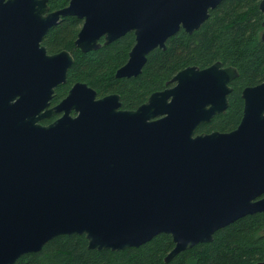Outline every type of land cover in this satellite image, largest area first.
I'll use <instances>...</instances> for the list:
<instances>
[{"label":"water","instance_id":"1","mask_svg":"<svg viewBox=\"0 0 264 264\" xmlns=\"http://www.w3.org/2000/svg\"><path fill=\"white\" fill-rule=\"evenodd\" d=\"M220 1L68 0L50 10L48 0H0V264L60 234L121 250L167 233L174 242L168 261L264 212V80L241 90L242 116L225 132H195L228 106L238 70L221 61L180 69L172 86L134 109L80 81L50 106L73 62L68 50L48 53L41 44L61 17L82 19L74 43L83 52L133 31L115 71L130 77L150 50L164 48L180 28L197 29ZM258 8L264 42V0Z\"/></svg>","mask_w":264,"mask_h":264},{"label":"trees","instance_id":"2","mask_svg":"<svg viewBox=\"0 0 264 264\" xmlns=\"http://www.w3.org/2000/svg\"><path fill=\"white\" fill-rule=\"evenodd\" d=\"M259 1L221 0L197 29L188 33L180 28L166 39L164 48L150 50L140 73L130 77H117L115 71L128 58L135 41L133 31L107 44L101 38L98 48L83 52L74 43L82 20L72 15L61 17L45 33L41 44L48 53L68 50L73 62L65 82L54 88L50 103L56 104L80 81L92 87L98 97L119 94L121 108L134 109L151 92L171 85L170 79L180 69L189 65L204 68L221 61L223 66L231 65L238 70V76L229 83L228 106L208 122L199 124L195 132L230 131L242 116L241 90L264 80ZM67 4L68 0H48L50 10ZM56 117L41 122L46 124ZM173 246L167 233L121 250L88 248L83 234H60L39 250L24 253L13 264H251L264 261V212L246 214L217 229L210 242L197 243L165 261Z\"/></svg>","mask_w":264,"mask_h":264},{"label":"flooded vegetation","instance_id":"3","mask_svg":"<svg viewBox=\"0 0 264 264\" xmlns=\"http://www.w3.org/2000/svg\"><path fill=\"white\" fill-rule=\"evenodd\" d=\"M81 20H82V19H81ZM261 31H262V30H261ZM102 43H103V42H102ZM261 82H262V81H261ZM170 84H171V85H169V86H167V87H170V86H172V85H173V83H172V82H170ZM165 88H166V87H165ZM160 90H162V89H160ZM97 97H98V96H97ZM61 99H62V98H61ZM61 99H60V100H61ZM60 100H59V101H60ZM59 101H58V102H59ZM58 102H57V103H58ZM53 105H55V104H53ZM53 105H51V103H50V106H53ZM71 114H73V115H74L75 113H74V112H71ZM55 115H57V117H58V115H59V114H55ZM210 132H211V131H210ZM205 133H208V132H205ZM262 196H264V195H262ZM262 196H260V197H262ZM260 197H259V198H260Z\"/></svg>","mask_w":264,"mask_h":264}]
</instances>
